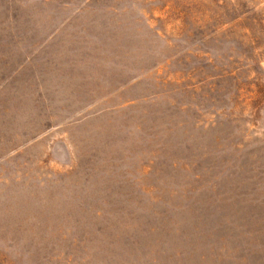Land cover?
<instances>
[{"label":"rangeland","instance_id":"rangeland-1","mask_svg":"<svg viewBox=\"0 0 264 264\" xmlns=\"http://www.w3.org/2000/svg\"><path fill=\"white\" fill-rule=\"evenodd\" d=\"M0 264H264V0H0Z\"/></svg>","mask_w":264,"mask_h":264}]
</instances>
